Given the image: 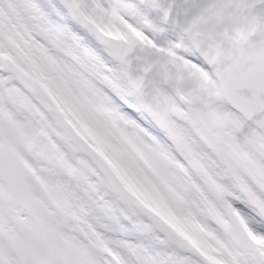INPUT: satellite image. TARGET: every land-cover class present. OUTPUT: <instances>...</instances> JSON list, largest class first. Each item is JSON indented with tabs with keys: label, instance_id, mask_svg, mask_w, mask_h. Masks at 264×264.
Returning a JSON list of instances; mask_svg holds the SVG:
<instances>
[{
	"label": "snow or ice",
	"instance_id": "obj_1",
	"mask_svg": "<svg viewBox=\"0 0 264 264\" xmlns=\"http://www.w3.org/2000/svg\"><path fill=\"white\" fill-rule=\"evenodd\" d=\"M0 264H264V0H0Z\"/></svg>",
	"mask_w": 264,
	"mask_h": 264
}]
</instances>
